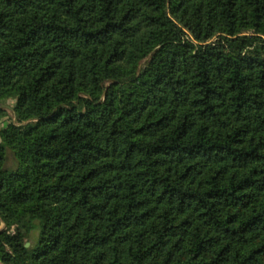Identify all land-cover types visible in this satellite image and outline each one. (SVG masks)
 Returning <instances> with one entry per match:
<instances>
[{"label":"trees","instance_id":"trees-1","mask_svg":"<svg viewBox=\"0 0 264 264\" xmlns=\"http://www.w3.org/2000/svg\"><path fill=\"white\" fill-rule=\"evenodd\" d=\"M3 99L0 264H264V0H0Z\"/></svg>","mask_w":264,"mask_h":264},{"label":"rangeland","instance_id":"rangeland-1","mask_svg":"<svg viewBox=\"0 0 264 264\" xmlns=\"http://www.w3.org/2000/svg\"><path fill=\"white\" fill-rule=\"evenodd\" d=\"M148 60H149V57L146 58L145 60H143L141 65L148 62ZM14 103H15V101L13 99H3L2 101H0V105L2 106V108H4V110L6 112V114L0 120V128L3 126H6L10 122L16 123V118H15L14 111H13ZM16 164H17L16 159L14 158L13 154L11 152H9L8 158H7V165L9 167H15ZM6 168L8 170L13 169V168H8V167H6ZM3 227H4V225H2L0 227V229ZM30 234H31V238L29 240H26V243H28V246H30L34 243L33 239L37 233L35 231H32Z\"/></svg>","mask_w":264,"mask_h":264},{"label":"water","instance_id":"water-1","mask_svg":"<svg viewBox=\"0 0 264 264\" xmlns=\"http://www.w3.org/2000/svg\"><path fill=\"white\" fill-rule=\"evenodd\" d=\"M26 246H28V243H25Z\"/></svg>","mask_w":264,"mask_h":264}]
</instances>
